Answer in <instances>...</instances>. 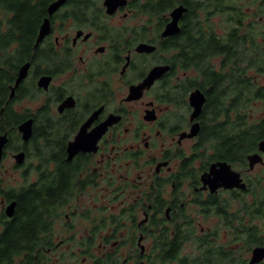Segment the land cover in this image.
Instances as JSON below:
<instances>
[{
    "label": "flooded vegetation",
    "instance_id": "flooded-vegetation-1",
    "mask_svg": "<svg viewBox=\"0 0 264 264\" xmlns=\"http://www.w3.org/2000/svg\"><path fill=\"white\" fill-rule=\"evenodd\" d=\"M54 1L41 22L49 19V33L37 44L38 31L2 99L1 113L9 105L25 115L18 126L32 118L33 132L24 141L17 126L20 145H10L8 130L0 132L8 134L0 163V247L7 224L19 218L26 185L45 184V198L59 200L0 264H149L156 237L162 247L165 237H177V254L190 256L205 234L227 246L228 215L243 216L245 201L253 205L254 224L264 227V138L243 162L215 158L213 145L202 141L205 107L218 93L213 71L221 72L226 103H264V0H88L87 12L84 0H65L49 14ZM9 2L0 0L3 22L14 15ZM175 18L178 31L165 35ZM142 44L153 49L140 50ZM26 63L27 75L16 85ZM156 67L167 71L148 84ZM42 76L47 86L39 85ZM197 89L205 102L192 118L190 96ZM263 119L264 113L251 122ZM21 151L26 160L17 164ZM254 153L262 160L250 168ZM8 158L15 163L6 166ZM218 162L230 164L247 187L213 190L203 177L212 178ZM18 171L23 183L10 186L5 179Z\"/></svg>",
    "mask_w": 264,
    "mask_h": 264
},
{
    "label": "trees",
    "instance_id": "trees-1",
    "mask_svg": "<svg viewBox=\"0 0 264 264\" xmlns=\"http://www.w3.org/2000/svg\"><path fill=\"white\" fill-rule=\"evenodd\" d=\"M32 1L10 0L9 3H5V7L10 9L14 15L7 22L0 20V52L4 53L0 57L4 61L3 66L2 62L0 63V132L9 131L10 145H15L20 140L17 134V126L20 119L25 118V115L14 114L9 105L5 106L4 112L1 113L2 99H7L8 85L12 82L16 66L27 59L31 53L32 45L37 37L42 17L46 14V6L49 2V0H36L35 5H33ZM84 1L87 12L90 6L88 0ZM213 45L214 48L220 44L218 42V44ZM207 73H211V71ZM211 77L218 93L210 96L205 107L209 119L205 125L206 133L202 141L213 145L215 158L227 159L231 162H243L244 159L246 161V155L253 151L260 139L264 138V119L261 124L256 125L248 120L247 115H243L247 114L246 110L251 102L232 100L226 103L222 99L223 88L219 83L221 72L213 71ZM61 183L57 180L58 188H55L57 191L63 188ZM248 189L252 191L253 185H250ZM8 190V195L11 198L14 197L13 188L9 187ZM45 191V184L41 187L26 185L22 189L19 196V218L7 224L5 248L0 247V257L17 252L22 246V238L28 237L45 221L43 217L47 208L59 200L54 194L50 200L46 199L42 194ZM252 206L245 201L244 217L240 211L234 215H228L229 232L232 237L227 246L210 240V236L205 234L197 237V246L193 255L182 256L177 254L179 246L181 247V244L177 245V237L172 239L165 237L166 245L164 247L158 246L161 240L156 237L155 246L149 254V264H246V251H251L254 246L264 242V227L259 229L254 224ZM261 216L263 217L264 214L261 213ZM248 217H250V222L244 224L241 221L242 218L247 219ZM234 222L237 225H233ZM237 244L240 246H236ZM162 248L164 249L163 252L161 251Z\"/></svg>",
    "mask_w": 264,
    "mask_h": 264
},
{
    "label": "water",
    "instance_id": "water-1",
    "mask_svg": "<svg viewBox=\"0 0 264 264\" xmlns=\"http://www.w3.org/2000/svg\"><path fill=\"white\" fill-rule=\"evenodd\" d=\"M64 2H65V0L54 1L48 8L49 14L54 13L58 7L63 5ZM179 13L180 12L178 11V16L180 15ZM49 31H50L49 19L46 18L40 27L39 35L37 38V44L49 33ZM176 31H178L177 18H175L174 21L167 28L165 35L173 34ZM139 49L140 50L141 49H151L152 50L153 47H148L147 45L142 44ZM28 68H29V63H26L25 65H23L21 67L19 77L16 81V85H18L21 82V80L27 75ZM165 71H167V67H156V68H154L152 70L150 76L147 79L148 84H151L152 82H154V80L158 76L162 75ZM48 80H49L48 77L42 76L40 78L39 85L47 86ZM13 93H14V89H13ZM190 102H191V105L194 107L192 118H196L197 116L200 115V113L202 111V107H203V104L205 102V96L199 89H197L191 94ZM199 127L200 126L198 123L193 125L190 135H192V136L196 135L199 132ZM18 130L21 133L23 140L28 141L31 138L32 132H33V119L29 118V119L23 121L18 126ZM81 137H82L81 134L78 135L76 138V141H74L72 144L76 145L77 143H79ZM7 142H8V134L5 133V134L0 135V163L2 161L4 147H5ZM75 150L76 149L69 150V151H71V155H72L73 151H75ZM260 150L264 151V140H262L260 142ZM71 155H70V158H71ZM14 157H15L17 164H23L26 160V153H25V151H21V152L15 154ZM248 158H249L250 168L254 167V165L257 162L262 160L261 156L258 153L251 154V155H249ZM218 165H219V167H218ZM211 172L213 173L212 178L206 179L204 176L203 179H204L205 183H207V181H208L212 185L213 190L217 189L219 186H224L226 188L240 187L243 189L247 187L246 182L242 181L240 173L234 171L232 169L231 165L228 164L227 162H218V163L214 164L211 168ZM14 206H15V202L11 203L7 207V214L9 216H11L13 214ZM262 260H264V246L254 247L252 250V255H251L249 264H257V263L261 262Z\"/></svg>",
    "mask_w": 264,
    "mask_h": 264
},
{
    "label": "rangeland",
    "instance_id": "rangeland-1",
    "mask_svg": "<svg viewBox=\"0 0 264 264\" xmlns=\"http://www.w3.org/2000/svg\"><path fill=\"white\" fill-rule=\"evenodd\" d=\"M246 112H247V114H253V118L252 117L250 118V116L247 115L248 120L251 121V120L255 119V117H257L258 115L264 113V103H261V102H257L256 104L250 103V105L248 106V109L246 110ZM15 145H20V144H18L16 142ZM29 160L30 159H28L26 162L29 163ZM14 163H15V161H14L13 158L12 159L8 158L6 160V166H8L9 164H14ZM5 180L8 182V184L10 186L16 185L18 183H19V185L22 184L23 183V177L21 175V171L14 172V174L12 172H11V174L9 173V175L7 176V178ZM205 226L207 227L208 224H205ZM227 237H228V241H229L230 238L232 237V235L229 233L227 235ZM225 240H227V239H225ZM236 246H240V245H236ZM250 255H251V251H246L245 257L248 258V257H250Z\"/></svg>",
    "mask_w": 264,
    "mask_h": 264
}]
</instances>
